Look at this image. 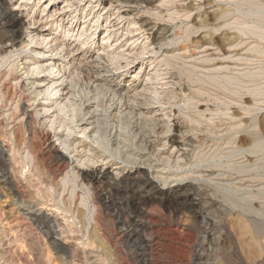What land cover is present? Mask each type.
<instances>
[{
	"label": "bare ground",
	"instance_id": "bare-ground-1",
	"mask_svg": "<svg viewBox=\"0 0 264 264\" xmlns=\"http://www.w3.org/2000/svg\"><path fill=\"white\" fill-rule=\"evenodd\" d=\"M159 1L158 3L159 4L161 3L162 6H164L169 2V0L168 1L159 0ZM184 1L187 2V0H180L179 2L180 3L182 2V6L174 7L172 8L174 9V11L172 10L173 11V12L171 11L172 13L169 12L170 16L168 19L171 20V22L176 20L175 16H182V19L184 18L185 20H188L191 18L193 11L201 10L204 6V4H202L203 6L202 5L197 6L193 4L191 8L183 7L184 4H186V3L183 4ZM213 1L212 3H214ZM239 1L240 3H238ZM254 1L257 0H252L249 3L246 0L236 1L238 6H240L239 4L244 3V6H246L245 4H247L246 7L248 9L251 7L253 8L256 7V8L254 9L251 8L246 12H244L243 10L242 12L244 14L242 13L241 17L239 11H238L239 17H237L236 13L233 11L235 13V17H237L238 19H235V17L231 18L230 21L232 20L234 21V23L231 25L225 23L224 18L226 17L229 18L230 17L229 15H231L232 12L222 11L220 13H216L213 17V21L215 22L221 19H222L221 22H223L224 20V23L222 24L219 22H217L218 24H215L217 26L219 25L218 27L216 26L214 28L212 24L209 26L202 22H201L202 24L199 23L201 24L200 26L199 25L197 26L198 22L196 20L197 23L194 24L195 22L194 21L192 26L190 27H189L190 24L184 25L183 23L182 25H184V28L180 30L181 33H179L180 31L178 32V34L176 33L177 40L175 41L179 42L180 40H182V43L180 44L181 45L184 44L183 46H180L179 52L181 53L182 51L185 52L186 54V52H188L190 48L194 47L195 45V43H193L194 41H192V43L190 42L191 35L193 34L197 35L199 29L200 30L203 28L208 29L209 27H212L210 32L211 39L212 36H214L216 33L221 32L220 30L222 28L223 29L230 28L232 30L235 29L236 30L235 33L238 32L236 35L234 34L236 36L237 42L240 39V37L242 38V40L243 37L246 38L248 37L250 40L254 39L255 42H252V44L250 45L251 47L250 46L248 47L252 48L249 50L250 54L251 52H253L254 54L257 55V58H259L256 59L257 61L253 63L252 67L254 66L256 67L258 64L259 66L256 68H252L251 70L248 71L249 73H247V69L251 66L248 65L249 66L248 67L246 64V67L248 68L243 71L241 76L239 74L240 77L238 76L237 73H236L237 75L234 74L235 76L231 75L234 77L231 76L229 77L230 74L227 76L224 75V73H222L223 70L228 69L226 66H221V67L217 66L218 68L217 69L216 65H214V67L216 68L215 70H218L220 72L222 71L221 72L222 74L220 73L221 75H218L216 72L217 76L215 75L211 77V74H209L210 73L209 72L208 74L210 75V77H208V75L206 76L203 75L204 76L203 78L201 73H199L200 75L198 74V76L200 77L194 76L195 74L193 72L194 71L193 68L195 67V65H193L194 66V67L192 66L193 71H191L190 69H189L190 72L188 71L190 73V76L189 77L187 76L188 77L187 80L188 82L189 80L190 82H192V84L189 85H193L192 88H194L195 86L194 84L198 82L199 84L201 83L202 85L203 84L208 85L207 88H209V85H211L212 87L210 88H213L211 90V93L212 91H216L218 93V96L217 95L215 97L211 96L214 99V102L215 101L220 102L221 99L225 97L226 100H223L224 101L223 105H225L226 107L224 106L225 109L224 107L220 108L222 105L219 106L220 105L219 104L218 105L219 110H212L209 108L210 107L209 105L207 104L205 105V103L207 102L209 103L210 101H205L202 99L203 97L200 96L196 97L195 94L193 96H191L192 95L191 94L190 97L188 96L186 98L184 97L185 100L182 103V105H180V101L178 103H175L174 106L178 107V110H176V112L173 111L174 109L170 111V113L175 112V114L172 113L170 114L173 115L172 116L173 118L170 115L165 114L168 116L167 118L168 120L167 121L165 120L164 123L165 122L166 123L165 125L163 124L164 126H162L163 128L166 127L164 128L165 131L163 133L162 130L161 133H158L160 135L161 134L169 135L168 139H166L169 143L167 141L166 142L168 144H171L173 148L177 147V149H179L178 147L182 146L180 140L183 139L178 137V135L176 134L172 135L173 132H178L185 123L195 124V126L198 127L205 124L206 125L205 128H208L209 130L205 129V131L203 132L204 133L208 132L210 136L215 137L214 139L218 138V142L216 141V144L212 145L215 147L216 146L219 147L216 149L217 150V152H215L216 154L218 153V149L222 148L223 146L233 150L232 148H229L230 145V147H236L237 151L235 150L236 152H234L235 153L234 158H237L238 161H243L244 163L250 162L251 166H253L256 163L255 160L258 159L257 161L258 163H260L261 159L259 158L263 157L260 155V153L262 154L264 152V117L262 118V116L264 115H262L261 118H258V116H254V115L256 114L255 112H257L258 114L264 110L263 107L264 87H262L264 86V82H263L264 66L260 67V64H264L262 63L263 61L261 62L260 60V56L261 58L264 59V46H263L264 45V0H261L263 3L260 4ZM145 2L147 8H150V6L154 7L153 4L155 2L152 3L151 0H145ZM171 3L173 4L175 2H170V4ZM180 3H177L176 5ZM212 3L209 4L207 3L206 5L211 6L210 4ZM102 5L103 3L100 6ZM112 5L113 3L109 4L110 10L113 7ZM194 5L197 6L198 8H196ZM244 6L242 5V7ZM107 7L105 4L103 10L106 11ZM242 7H240L241 10ZM237 8L239 9V7ZM121 9H122L121 7L120 8L115 7L114 9V11L118 13V17L120 19L125 17V16L120 17ZM220 9L223 10L222 7ZM154 11L155 9L153 10L151 9V12ZM156 11L158 12L157 9ZM108 13H110V11ZM100 15L101 13H99V15L97 16L98 20L93 23V26L90 29L83 28L79 37L75 38V41L80 42L83 47L86 45L90 46L92 43H94L95 41L94 34H96L99 30L97 25L99 23ZM232 15L234 14L232 13ZM251 16L254 17L256 21L254 20V23L253 21H251V25H248V23L245 22L246 21L245 19L251 18ZM242 17L244 18L245 21L239 20L240 18L243 19ZM130 23L132 25H137V23H135L134 20L133 22ZM20 25H21V21L19 20L18 16L15 15L13 11H11L10 8L8 7V0H0V85L3 84L2 88H0V109H4L5 107H8L9 104H11L9 110L11 112L10 115L4 116L3 113L5 112L0 114V116H4V118L6 117L5 121H3L4 119L0 120V226L3 227V228L1 227L2 229L0 230L3 233L2 234L0 233V235L2 236V238L8 239L9 233L10 236L12 231L16 233L14 234L15 236L12 235L13 238L10 239L9 244L10 245L11 243H13V245L18 244L19 248L21 247L22 249L28 250L26 252L25 251L22 252L23 254H20L21 257L36 256L38 260H41V262L44 263L46 261L47 264H51L53 257H55L56 255L57 258L56 257L55 258L59 259V261L62 262L63 264H168L170 262V259L172 260V258L175 259L178 258L183 262H185L188 260L187 257L190 254L191 257V261L189 260L190 262L194 261V264H202L203 262L202 263L200 262L203 261L205 257H207V259L208 257L210 258V255L212 254L210 252L206 253L207 245H209L208 247H211L214 244L212 240L213 239L212 234L217 230H221L224 232L223 235L224 239L222 238L223 242L221 244L223 249L221 253L218 254H221V256L220 255L219 256L220 258L221 257L223 258V261L224 258L226 259L228 256H230L234 258L233 260L236 262V264H260L261 253H260V243H258V239L262 234H264V225L263 222L261 221L264 220V213L262 214L263 211H260V205H261L260 200H264V191H263L264 189L262 191H260V189L258 191L254 190L255 192L254 191L251 192V195L250 193H248L250 196H247V194H243V196L246 195V197H242L240 196L241 194H239V197L237 198V196L236 195L234 196L233 194L235 193L233 188H223L219 185L216 186L214 184L213 190L211 191V195L213 196L214 199H211L212 196L210 197V193L207 191L209 194L207 203L210 204L211 207H214L217 203H219L216 202V200H221L220 205L225 207L224 210L225 213L221 212L223 213V215H225L222 220L223 222L221 221L220 222L221 224L216 225V223L214 224L212 221H208V219L206 218L207 217L205 216L206 213L204 214L203 207L201 206L203 202H200L201 204L197 202V198L200 197L199 187L196 186L194 183H186V184L178 185L177 187L173 189L170 188L167 192H164L162 189H159L153 181L149 179L148 173L146 171L140 170L138 168L136 169L135 173H131V172L126 173L128 167L119 168V170H117L116 174L114 175V173L112 174L109 171L104 170L105 165L102 166L103 167L102 169L98 168L99 169L98 170L96 168L95 169L88 168L89 170L87 171L81 170L80 167L78 168L73 167L72 166L73 163L71 164V160L66 158V156H64V154L60 152V150L58 149V147H56L53 141L54 137L52 138L51 130L54 129L55 126L60 130L65 129V131L66 130L70 131L71 127H73L72 125L75 124L77 126L81 125V129H79L80 131L76 132L78 134V138L76 140L78 143L77 142L76 143L79 145L85 144V148L87 149L88 153L85 152L87 156L85 155L86 160L83 159L84 160L83 163H88L90 165L91 164L97 165V163L99 164V162L105 163L103 162L101 154L103 152L105 153L107 152V149H105L104 151L100 150L101 144L99 145V140L95 138V135H97L98 132H95V135H90L92 132H94L92 130L90 131V129L95 122L92 124H86L87 119L85 118V116H82L83 114L82 107L84 106V104L83 106L82 105L80 106L78 103H75V101H72L68 97V94H70V92L66 96L62 94V92L64 91L63 85L65 79L71 78L72 83H75L76 85L78 84V81L81 78L80 75H82L81 74L82 72H79V69L82 68L81 61H79V63L77 62V64L75 59L72 61L71 65H74L75 68L73 69L76 70H73L71 67H69L70 63L65 64V62H63L61 66H57V63L49 64V65L45 63L46 64L45 65L44 62L47 61L49 62V60L51 59L46 61L40 60L42 57H45L46 53L33 50L31 47L32 46L40 47L45 45V48L47 49L48 45L53 42L50 43L48 42V38H43L41 36L37 38L29 36V41L22 42L23 39H21ZM135 30L139 31L140 29L138 28ZM113 33H114L113 30L107 29L104 34L103 43L106 41L107 42L109 41L110 43L111 38L113 37ZM226 36L231 37V35L230 36L226 35ZM53 40L54 42L56 41L57 43L58 38ZM206 40H210V39H206ZM225 40H229V39H225ZM246 40L248 41V39ZM118 42L119 41L116 40L113 43L118 45ZM131 42L135 44L136 42H138V40L136 41L132 40ZM224 42L226 43L229 41H224ZM240 42L243 43V41ZM260 42H262L263 45L262 44L260 45ZM196 43L199 42L196 41ZM207 44H205L206 47ZM224 44L222 43L223 46ZM210 45L216 48L215 44L211 43ZM234 45L236 46V44ZM234 45H233V49L237 47V46L235 47ZM242 45L243 44H241V47ZM218 46L220 48L223 47L221 46V44L220 45L218 44ZM218 46L216 52L221 53L222 49H220ZM225 46L227 47V45ZM228 46L229 48H232L231 42ZM260 46H263L262 47L263 49L262 48L260 49ZM61 47H63V45L60 43L59 45L56 44L54 48L52 47L53 49H51V52L49 51L50 53H52L51 56L54 55L53 54L54 52L55 53L57 51L59 52V49ZM223 48L228 49L225 47ZM194 49H192L191 52ZM248 49H246L245 52L248 53L249 52L247 51ZM90 52L91 50L87 51V53ZM23 54H25L24 58L22 59L25 60V63L23 65H27V68H24L25 75L27 77L29 76L33 77L36 75L37 76L45 75V76H41V78L39 77L40 79H37V81L30 83V85L32 86L31 89H33V92L31 93L30 91H27L28 85H25L22 79L17 75L18 73L16 67L18 64H15L16 59L14 58L16 57L18 60L21 58ZM67 54L70 55L72 54V52L69 51ZM108 54H109L108 59H110V62L113 65L118 62L120 63L119 59H122L123 57L122 55H119L120 53L116 56H114L113 53L111 54L108 53ZM56 55H54V57ZM66 55L61 56V58L65 60L69 56ZM32 56L36 58V62L34 63V66L32 65L33 67L32 66L30 67L28 64V60H31ZM176 56L174 55L172 58H167L163 60L166 62L167 65L172 66L171 59L178 58ZM226 57L227 56L223 58L221 56L222 60L229 58ZM93 58L94 57L91 54L90 60ZM98 58H101V60H105L100 55L98 56ZM179 58L183 59V56H180ZM12 59L14 61H11ZM123 59L125 58L123 57ZM204 59L205 58L200 59V62L202 61L201 63L203 66L205 65V63L203 62ZM212 59L214 60L215 58L211 57L209 59L211 60L210 62L216 63L217 60L212 61ZM241 59L244 60V58ZM248 59L249 62L251 63L252 61L250 56L249 58H245V60ZM206 60L208 62V59ZM238 60L240 59L238 58ZM243 60H240V62H242ZM180 61L182 60L180 59ZM196 61L198 62L199 60ZM90 62H94V61H90ZM175 65L177 64L176 63L173 64L174 67ZM121 68L122 67L119 68L118 66H116L115 69L118 70ZM198 68H194V69L199 70ZM205 68L207 67L205 66ZM205 68L203 69V71L205 70ZM210 68L209 70L212 71V69ZM229 70L231 71V69ZM255 70L257 71L255 72ZM230 71L227 70L228 73ZM236 71L237 70H234V72ZM78 72L80 73V75ZM188 72L186 73V75L189 74ZM244 72H246V74H244ZM191 75L194 76L195 79H193ZM183 77L186 78L184 74ZM243 78L244 79L246 78L247 80H243ZM68 85L73 86V84L70 83L67 84V86ZM132 85L133 84H130L129 87H131ZM196 86L198 87V85ZM65 89L67 88L65 87ZM146 89L144 86V89H142V91L145 92ZM138 90L137 88L133 87L131 88L130 91H127L126 94L128 95L129 93L130 95L128 96V99H126V102L122 107V108L125 107L124 108L125 110L122 111V113L127 111L128 114L130 115L138 110L139 114L138 113L137 114L141 117L142 115H144L145 110L150 111V108L148 106L152 103L151 102L152 98L150 97V99H148L147 104L145 103V101H147L146 99L144 103L138 102L139 100L137 101V98L140 95V93L138 94ZM150 92L153 91L150 90ZM153 93L155 95V91ZM146 94L147 93H145V95ZM227 94L231 96H228ZM31 95L34 97H32ZM70 95L73 97L75 96L74 93H71ZM42 96L43 98L41 100L43 101V103L38 105L41 106L42 109L36 110L38 108H34L35 103ZM104 96L105 95L103 94V97ZM244 96H248V98L252 97L253 99L252 98L249 99L250 103H247L248 101L245 102L246 99L245 100L243 99ZM219 97L222 98L220 99ZM97 98H93V100H98L99 98L98 99ZM227 100H229L230 102L227 103L226 102ZM161 104L163 105V103ZM168 104L172 105V103L170 102ZM233 105H235L234 107L238 105L239 108L244 111L243 115L245 113V115L250 118H248L246 121L243 120V117L245 115L242 116V114H239L237 112H236L237 114L234 113L230 114L229 113L230 106ZM211 107L213 108L212 105ZM89 112L91 114V110ZM251 114H253V117H251L252 116ZM40 115L42 116L45 115L44 121L46 122L49 121L48 124L41 123L44 122L42 120L40 122L39 120ZM120 115L121 112L120 113L118 112L117 118H120L121 117ZM11 120H12V124H15L14 128H12V130L14 129L13 133L12 130L8 131V128L11 126V122H10ZM17 121L18 124H16ZM155 121L153 122L151 121L153 123L151 125L152 131L153 129L155 130L156 128V126H154L155 124H157L155 123ZM78 123L80 124L78 125ZM56 128L54 130H58ZM185 128L187 129V127ZM249 129L250 130L256 129V131L251 130L250 132ZM60 130L58 131V133L60 132ZM184 133H186V131L182 132L183 135H185ZM197 133L199 134V132ZM160 135H158V139ZM196 135H193V138L194 136L196 137ZM200 135H202L201 132ZM205 137L207 136L205 135ZM58 140H62V138ZM202 141H205V139ZM164 142L162 143V145L164 144ZM198 143L196 145H198ZM208 144H209L208 146H206L207 144L205 145L207 149L211 145L210 143ZM203 145L204 144H202L201 147ZM187 147L185 149H187ZM74 148L75 149L73 150V152L78 153L80 147L78 148L74 147ZM211 149L212 148H210V150ZM172 153L168 154L169 159L172 157ZM179 153L181 155L180 151ZM200 153L201 152H199V154ZM88 154H90V156ZM229 154L230 153H228V156ZM209 157L212 158L210 160L214 159L212 156ZM217 158L218 157L216 156L215 159ZM254 158L256 159L253 162L252 159ZM169 159H167L166 163L172 164L173 162L176 161V159L175 161L172 160L171 163ZM178 159L180 158L178 157ZM202 159L200 160L202 161ZM159 161H163V160L159 159ZM177 162L175 163L173 169L177 165ZM258 163H256L257 166H259ZM223 164L224 163L215 164L211 166L212 165L211 163L210 166H207L205 168H208L213 172L214 170H221L223 168ZM80 165L84 166L87 164L80 163ZM114 165H118V164H114ZM244 165L241 168H239L238 166V169L236 170L233 168L234 169L233 172L236 171L233 174L232 171H230L231 173L225 172L227 170H224V172L217 174L216 176L215 174L218 173V171H216V173L214 174L212 173L211 174L214 175L215 177H223L224 179H220V180H224V182H227V184L231 183L232 181L233 182L236 181L235 185H237V181H238L240 185L241 182L243 183L246 178H249L251 182L248 181L247 183L249 182L253 183L256 185L257 188H260L259 186L261 185L263 186L264 175H262V172L260 174L259 172L260 169L251 170V172L254 171L257 172L256 173L254 172V174L252 175L246 176V174L249 173V171H246V169L249 166L247 168H244ZM88 166L89 165H87V167ZM224 168L227 169V167ZM202 175L203 174L199 176V179L205 177ZM164 179L165 180H162L164 183L163 182L162 183L165 186L168 185L170 186V184L173 183L178 184L183 179V176H180V174L178 175V173L170 174L167 176V178ZM199 179H194V181H200L201 179L200 180ZM159 181L161 180L159 179ZM210 184L212 185V183ZM245 185L246 183L243 186L245 187ZM244 187L241 188V186H239L240 189H243ZM220 190L224 192L219 193ZM64 194L67 196V199L62 198ZM21 205L24 208H26L27 206L29 207L28 209L26 208V210H24ZM31 205H33V207ZM261 206H263V204ZM6 208L8 209L7 211ZM34 208H39V209L35 210ZM251 213H256V216L255 214H253L255 217H250L249 215ZM260 216L261 217L263 216L262 217L263 219H260ZM5 222H6L5 225L8 226V230L6 229L7 227L4 229L5 226H3V223ZM4 239L1 240L5 241ZM3 241H1L0 243H2ZM50 247L53 248V250H55L56 254L55 253L53 254V251L50 250ZM21 248L19 250H22ZM226 248H228V250H226ZM9 253L11 254V251ZM27 259H29V257ZM37 259L35 258V260ZM227 263L229 264V262ZM186 264H188V262H186Z\"/></svg>",
	"mask_w": 264,
	"mask_h": 264
},
{
	"label": "rangeland",
	"instance_id": "rangeland-1",
	"mask_svg": "<svg viewBox=\"0 0 264 264\" xmlns=\"http://www.w3.org/2000/svg\"><path fill=\"white\" fill-rule=\"evenodd\" d=\"M158 1L159 0H151L152 3L155 2L153 4L154 7L150 6V8H147L145 0H8V7L10 8L11 11H13V13L15 15L18 16L19 20L21 21L20 33H21V39H23L22 42L29 41V36H32L35 38L41 36L43 38H48V42H50V43L53 42V43L48 45L47 49L45 48V45L40 46V47L39 46L38 47H36V46L31 47L33 50H37V51H40L42 53H46L45 57H42L40 60L46 61V60L51 59V60H49V62L48 61L44 62V64L46 63L49 65V64L57 63V66H61L62 63L65 62V64L70 63L69 67H71L73 69L75 67H74V65H71L72 61L75 59L76 64H77V62L79 63V61H81L82 68L79 69V72H82L81 73L82 75H80V73L78 72L80 77H81L80 80L78 81V84L76 85L75 83H72L71 78L65 79L64 85H63L64 91L62 92V94H64V96H66L69 92H70V94L74 93L75 94L74 97L71 96L70 94H68V97L72 101H75V103H78L80 106L81 105L83 106V104H84V106L82 107L83 108L82 116H85V118L87 119L86 124H92L95 122L91 126V129H90V131L92 130L94 132H92L90 135H95V132H98L97 135H95V138H97L99 140V145L101 144L100 150L104 151L105 149H107V152L106 153L103 152L101 154L103 162H105V163L99 162V164L97 163V165L96 164L90 165L88 163H83V161H84L83 159L86 160L85 155L87 156L86 153H88V152H87V149L85 148V144L79 145V144H77L78 142L76 141L78 138V134L76 132L80 131L79 129H81V125L80 126H77L76 124L72 125L73 127H71L70 131L69 130L65 131V129L60 130L59 128H56V126H55L54 129L56 128L58 130H54V129L51 130L52 138L54 137L53 141H54L56 147H58V149L60 150V152L62 154H64V156H66V158L71 160V164L73 163L72 166L75 168L80 167L81 170L87 171V170H89L88 168H90V169H92V168L93 169H95V168L96 169H98V168L102 169L103 168L102 166L105 165L104 170H107L112 174L114 173V175L116 174V171L119 170V168H127L128 167L126 170V173L127 172L135 173L136 169L138 168L140 170L146 171L148 173L149 179L151 181H153L155 183V185L159 189H162L164 192H167L170 188L173 189V188L177 187L178 185H182V184H186V183H194L196 186L199 187L200 197L197 198V202H199V203L203 202L202 204L201 203L200 204L203 207L204 214L206 213L205 214V216H207L206 218L208 219V221H212L214 224L216 223V225H219V224H221L220 222L223 220V218L225 216V215H223V213H225V211H224L225 207L220 205L221 200H216V202H219V203H217L214 207H211V205L207 203V199L209 198L208 192L210 193V197H211L212 196L211 191L213 190L214 184L216 186L219 185L223 188H233V190L235 191V193H233V194H234V196L236 195L237 198L239 197V194H241L240 196H242V197H246V195L243 196V194H247V196H250L251 192H253L254 190L258 191L260 189V191H262L264 189L263 188L264 184H263V186L262 185L259 186L260 188H257L255 184L250 183L251 180L249 178H246L249 180L245 179L243 183L241 182L242 185L241 184L239 185L238 181H237V185H235L236 181L235 182L232 181L231 182L232 184L231 183L227 184V182H224V180H220V179H224L223 177H215V176L217 174L224 172V170H227L225 172H229V173H231L230 171H232V174H233L236 172V171L233 172L234 169L235 170L238 169V166H239V168H241V167H243L244 164H245L244 168H247L248 166H249L248 168H250V169H248V168L246 169V171H249V173H247L246 176L252 175V174H254V172L256 173L257 171L251 172V170H256V169H260V171H259L260 174L262 172V175H264V173H263L264 172V166H263L264 165V155H263L264 152L262 154L260 153V155L263 156V157L259 158V159H261L260 163H258V161H257L258 159L257 160H255L256 158L252 159L253 162L255 160V162L259 164V166H257V164L255 163L253 165L254 167L251 166L250 162L244 163L243 161H238L237 158H234L235 157L234 152H236L237 150H236V147H230V145H229V148H232L233 150L228 149L227 147L223 146L222 148L218 149V153H217L218 155H217L215 152H217L216 149L219 147H217V146L215 147L212 145L216 144V141L218 142V138L214 139L215 137L210 136L208 134V132L207 133L205 132L206 134L203 132V131H205V129L209 130L208 128H205L206 127L205 124L198 127V126H195V124H186L184 122L185 124L182 126L183 128L181 127L178 132H173L172 135L176 134V135H178V137L183 138L180 140L182 146L178 147L179 149H177V147L173 148L171 144H168L169 142L166 139H168L169 135H166V134L160 135L158 133H161L162 130H163V133L165 131L164 128H166V127H164V128L162 127L166 123V122L164 123V121L168 120L167 119L168 116L165 114H168V115H170L171 113L175 114L176 110H178V107H175L174 104L178 103L180 101V105H182L185 98L187 96L190 97L191 94H192L191 96H193L195 94L196 97L200 96V97H203L202 98L203 100L212 102V103H210V102L205 103L204 102L205 105L206 104L209 105L210 106L209 108L212 110H219L218 107L221 105L222 106L220 108L225 106V105H223L224 104L223 100H226L225 97L223 99H221L222 97H219L221 99L220 102H216V101H215L216 103L214 102V99L212 97H215L216 95L218 96V93L216 91H212V93H211V90L213 89V88H210V87H212L211 85H209V88H207L208 85H204V84H203L204 85V87H203V85L201 83L199 84V82L194 84L195 85L194 88H192L193 85H189V84H192V82H190V80H189V82L187 80V78L190 76V73H189L190 70L191 71L194 70L193 71L195 74L194 76H197V77H200V76H198L199 73H201L202 76L208 75V77H210L209 74H211V77H212L215 75L217 76V74L221 75L222 73H224V75H227V76L230 74L229 75V77H230L231 75H234V74L235 75L238 74V76L240 74V76H241L243 71L246 70L249 66H251V67H249L247 69V73H249L248 71L251 70L252 68H256L259 66V64H258L256 67L255 66L252 67L253 63L255 61H257L256 59H259V58H257V55L254 54L253 52H251V54H253V55H251L250 51H249L250 49H252V48H250L251 47L250 45L252 44V42H255L254 39L250 40L248 37L247 38L243 37V40H242V38L240 37L241 40L240 39L239 40L243 41V43H241L239 40L237 42L235 35L238 32L235 33V31H236L235 29L232 30L230 28H227V29L222 28L220 30L221 32L216 33L214 36H212L213 40L211 39V36H210V34H211L210 32H211L212 27H209L208 29L203 28L204 30L199 29L198 30L199 32L197 31L198 32L197 35H194V34H193L194 36L191 35L190 42L192 43V41H194L193 43H195V45H194V47H191L190 50L188 52H186V54H185V52H182V51H181V53L179 52L180 46H183L184 44H182V45L180 44V43H182V40H180L179 42L175 41V40H177L176 33L178 34V32L182 28H184V25H186V24H190L189 27L192 26L194 21H195L194 24H196L198 22L197 26L198 25L200 26L202 23H205L206 25H209V26L212 24V26L215 28L217 26L215 24H218L217 22H219L221 24L224 23V20H223V22H221L222 19L218 20L217 22L213 21L214 15L216 13H220L222 11H231L234 14V15H232V13H231V15H229L230 16L229 18H227V17L224 18L225 23L231 25L234 23V21L233 20L230 21V20H231V18L235 17V13H236V16L239 17V15H238V11H239L240 17H241L243 10H244V12H246V11L250 10L251 8L254 9L256 7H254V8L251 7L248 9L246 7L247 4H245L246 6H244V3L243 4L241 3L244 7H242L241 4H239L240 6H238L237 2H236L238 0H236V1L235 0H220V1L219 0H214V1L212 0L214 3H212L211 0H201V1H199V0H196V1L187 0V2H185V1L183 2V4L186 3V4H184L183 7H190L191 8L193 4H195L197 6L204 4V6L202 5L203 8L201 10L193 11L191 18L188 20H185L184 18H183L184 19L183 20L182 16H175L176 20L171 22V20L168 19L170 16L169 12H171L172 10L174 11V9H172L174 7H177V6L181 7L182 2L180 3L179 2L180 0H172V1L169 0V2L167 4L162 6L161 3L160 4L158 3ZM205 1H207V2H205ZM246 1L249 3L252 0H246ZM170 2H175V3L177 2L180 4H178V5H176L177 3L176 4L175 3L170 4ZM254 2H258L259 4L263 3L261 0H257ZM102 3H103V5L100 6ZM108 3L109 4L113 3V5H112L113 7L111 10L109 9ZM207 3L208 4L212 3V4H210L211 6H208V5H206ZM238 3H240V1ZM105 4H106V7L108 6L106 8V11L103 10ZM197 6H195V7L198 8ZM236 6L239 7V9ZM115 7L116 8H120V7L122 8L121 12H120V15H121L120 17L125 16L124 18L120 19L118 17V13L116 11H114ZM164 7H166V8H164ZM221 7L223 10L220 9ZM240 7H242V10ZM151 9L152 10L155 9V11L151 12ZM156 9L158 10V12L156 11ZM109 11H110V13H108ZM167 11H168V13H167ZM99 13H101L100 18H99V23L97 25L99 30L96 34H94L95 41L90 46L86 45L83 47L80 42L75 41V38L79 37L83 28H85V29L89 28L90 29L93 26V23L98 20L97 16L99 15ZM153 14H154V16H153ZM182 15H184V14H182ZM211 17H212V19H211ZM237 17H235V19H238ZM200 18H202V19H200ZM107 19H108V21H107ZM133 20L135 21V23H137V25H132L130 23V22H133ZM196 20H197V22H196ZM203 20H204V22H203ZM239 20L243 21L244 18L243 19L240 18ZM245 20L244 21L246 23H248V25H251V21H253V23H254L255 19H254V17L251 16V18H246ZM183 23H184V25H182ZM199 23H201V24H199ZM138 28L140 30L136 31L135 29H138ZM107 29L114 31L113 37L111 38L110 43H109V41L108 42L106 41L103 43L104 34H105ZM232 32H233V34H232ZM179 33H181V31ZM226 35H228V36L231 35V37H227ZM64 36H66V37H64ZM57 38H58V40L56 43V41L54 42L53 39H57ZM206 39H210V40H206ZM225 39H229V40H225ZM246 39H248V41ZM116 40L119 41L118 45L113 43ZM132 40H134V41L138 40V42L133 44V42H131ZM211 40H212V42H211ZM222 40H223V42H222ZM196 41L199 43H196ZM224 41H229V42L225 43ZM221 42L223 44L225 43L224 46L222 45ZM230 42H231L232 48H229V46H228L230 44ZM236 42L239 44L240 43L243 44L244 48L246 45L245 50L243 48V45L241 47V44L239 46V44H237ZM247 42L249 45L247 44ZM59 43L63 45V47H61L63 49L60 48L61 50L59 49V52L57 51L58 53L54 52L53 53L54 55L57 54L55 57H54V55L51 56L52 55V53H50L51 49H53L56 46V44L59 45ZM207 43L215 44L216 48H214V46L212 47L210 44H207ZM205 44H207V47L205 46ZM218 44L219 45L221 44V46L228 48L229 50L224 49L223 47L220 48L218 46ZM234 44H236L237 47ZM261 44L263 45L262 42H260V45ZM225 45H227V47ZM233 45L236 48L233 49ZM208 46H211V47H208ZM217 46L220 49H222L221 53L216 52ZM238 46H239V48H238ZM248 46H250V47H248ZM263 46H260V49ZM192 49H194L193 50L194 52L193 51L191 52ZM196 49H199V50H196ZM246 49H248L247 50V51H249L248 53L245 52ZM8 50H10V49H8ZM88 50H91V52L87 53ZM69 51L72 52V54H70V55L67 54ZM229 52H231V53H229ZM108 53H110V54L113 53L114 56H116L120 53L119 55H122L125 59H123V57H122V59H119L120 63L118 62V63H115L113 65L110 62V59H108L109 58ZM182 53L185 55H183ZM66 54L69 55L68 58H66L65 60L62 59L61 56L66 55ZM91 54L94 58L90 60ZM99 55L101 57H103L105 60H101V58H98ZM174 55L175 56L177 55L176 57H178V58L180 56H183V59L182 58L171 59V61H172L171 65L172 66L175 63L177 64V65H175V67L167 65L163 59L172 58ZM220 55L223 58H225V56H227L226 58L229 57L230 59L228 58V59L222 60ZM228 55H230V56H228ZM24 56H25V54H23L21 56V58L18 60L16 57L14 58V59H16L15 64H18L16 67L17 73H18L17 75L22 79V81L24 82L25 85H28L27 91H30V93H31V92H33V89H31L32 86L30 85V83L37 81V79H40L41 76H45V75H41V76L36 75L33 77L32 76L27 77L25 75V69H24V68H27V65H23L25 63V60H22L24 58ZM187 56H188V59H187ZM218 56H219V58H218ZM249 56L251 57V61H252L251 63L249 62V59L245 60V58H249ZM211 57L215 58L214 60L212 59V61L217 60L216 63L210 62L211 60H209V59ZM253 57H254V59H253ZM203 58H205L203 60V62L205 63L204 66L201 63L202 61L200 62V59H203ZM238 58L240 60H243L241 58H244L245 61L243 60L244 62L242 61L243 62L242 63V62H240V60H238ZM180 59L182 61H180ZM206 59H208V62ZM196 60H199V61L197 62ZM260 60H261V62L263 61L262 63H264V59L261 58V56H260ZM11 61H14V60L12 59ZM90 61H94V62H90ZM35 62H36V58L34 56H32L31 60H28V64L30 67L32 65L34 66ZM186 63H188V64H186ZM76 64H75V66H76ZM118 64H120V65H118ZM210 64H211V66H210ZM246 64H247V66L248 65L249 66L246 67ZM193 65H195V67ZM214 65H216V68H217V66L218 67L219 66L220 67L226 66L228 68L227 70L230 71L229 69H231V71L228 73L227 70L225 69L226 71L223 70V72L221 71L222 72L221 73L220 71L215 70L216 68L214 67ZM116 66H118L119 68L120 67H122V68L116 70L115 69ZM177 66H178V69H177ZM192 66L194 68H198L200 66L201 68L199 67L198 68L199 70L193 68V70H192ZM205 66L207 68H205ZM262 66H264V64H260V67H262ZM204 68H205V70L203 71ZM209 68L212 69V71H210ZM200 69H202V70H200ZM73 70H76V69H73ZM234 70H237L238 72L237 71L234 72ZM184 71H185V73H184ZM186 71L187 72L189 71L188 72L189 74L186 75V73H187ZM205 71H206V73H205ZM256 71L257 70H255V72ZM193 72H192V74H193ZM196 72H198V73H196ZM202 72H204L205 74ZM212 72H214V73H212ZM216 72H217V74H216ZM183 74L186 78L183 77ZM244 74H246V72H244ZM194 76H192L193 79H195ZM202 76H201V78H202ZM234 76H231V77H234ZM238 76H236V77H238ZM203 78H204V76H203ZM243 80H247V79L243 78ZM208 81H209V79H208ZM69 83L73 84V86H70V85L67 86V84H69ZM130 84H133V85L131 87H129ZM2 85L3 84L0 85L1 86L0 88H2ZM196 85H198V87ZM252 85H250V86H252ZM144 86H145V89L147 88L145 92L142 91V89H144ZM243 86H244V84H243ZM65 87L67 89H65ZM133 87L137 88V90L138 89L141 90V91L138 90V94L140 93V95H139L140 97L138 96V98H137V101L139 100L138 102L144 103V101L146 99L147 101H145V103L147 104L148 99H150V97L153 100V101L151 100L152 106H151V104L148 106L150 108V111L145 110L146 112L144 111V115H142L141 117L138 115L139 114L138 110L135 111L134 113L130 114V115L128 114L127 111L122 113V111L125 110L124 109L125 107L124 108H122V107L125 104L126 99H128V96L130 95L129 93H128V95L126 93H127V91H130L131 88H133ZM262 87H264V86H262ZM198 88H199V90H198ZM37 90H40V89H37ZM150 90H152L153 92L155 91V95L153 92H150ZM214 90H216V89H214ZM78 92L80 93V95ZM156 92H157V94H156ZM213 92H215V93H213ZM145 93H147V94L145 95ZM76 94H77V96H76ZM103 94L105 95L104 97H103ZM141 94L144 96H142ZM227 95L231 96L229 94H227ZM97 96L99 99L97 98ZM141 96H142V98H141ZM32 97H34V96H32ZM122 97H123V99H122ZM42 98H43V96L40 97L39 100L35 103L34 108H38L36 110L42 109L41 106H38L39 104L43 103V101L41 100ZM93 98H97L98 100H93ZM170 98H171V100H170ZM210 98H212V99H210ZM234 98H236V97H234ZM251 98H248V96H244L243 99L244 100L246 99L245 102L248 101L247 103H250L249 99H251ZM211 100H213V101H211ZM157 101L159 102V104L163 103V105L162 104L159 105ZM169 102L172 103V105L168 104ZM226 102L229 103L230 101L227 100ZM149 103H150V101H149ZM211 105L213 106V108L211 107ZM36 106H38V107H36ZM170 106H171V108L173 106V108L171 109ZM234 106L235 105L230 106V110H231V111L229 110L230 114L239 113V114H242V116L245 115V113L243 115L244 111L241 110L238 105H236V107H234ZM10 107H11V104H9V106L5 107L4 109H0V114L5 112L7 114L3 113L4 116L10 115L11 114V112L9 111ZM225 107H224V109H225ZM263 107H264V105H263ZM90 110H91V114L89 112ZM171 110H173L175 112L170 113ZM238 110H241V111H238ZM263 111H261L258 114H257V112H255L256 114L254 116H258V118H261V116L264 115ZM118 112L119 113L121 112L120 118H117ZM149 115H150V117H149ZM251 115L250 116L253 117V114H251ZM4 116H0L2 118V119L0 118V120L4 119L3 121H5L6 117L4 118ZM151 116H152V119L154 118L153 120L151 119ZM170 116L172 117L173 115H170ZM263 117L264 116H262V118ZM44 118H45V115H43V116L40 115L39 116L40 122H41V120L44 121L45 120ZM172 118H171V120H172ZM176 118H177V116H176ZM248 118H250V117L245 115L243 117V120L247 121ZM150 120L152 122L155 120L157 121V122L155 121V123H157V124L154 125V126H156V128H155V130L153 129V131H155V132L152 131L151 125L153 123ZM171 120H169V121H171ZM10 122H11V126L8 128V131L12 130V128H14V125H15V124H12V120ZM48 122L49 121H47V122L44 121L41 123L48 124ZM16 124H18V121ZM79 124L80 123H78V125ZM157 125H159V126H157ZM185 127H187V129ZM191 127H193V128H191ZM59 130H60V132L58 133ZM188 130H190L191 132ZM251 130H253V129H251ZM251 130L249 129L250 132H251ZM13 131H14V129L12 130V133H13ZM185 131H186V133H184L185 135H183L182 132H185ZM253 131H256V129H254ZM197 132H199V134ZM200 132L202 135H200ZM64 135L68 138H66ZM158 135H160L159 139H158ZM191 135H192V137H191ZM193 135H196V137L194 136V138H193ZM205 135L208 138L205 137ZM242 135H244V134H242ZM60 137L62 138V140H58V139H61ZM202 137H205V138H202ZM210 137H212V138H210ZM185 138L187 140H189V139L190 140L187 141ZM204 139H205V141H202ZM207 139L210 141H208ZM164 141L165 142L167 141L168 143L167 142L166 143L168 145ZM195 141H198L199 143L195 142ZM64 142H65V144H64ZM66 142H67V144H66ZM163 142H164V144H163L164 146L162 145ZM200 142H203V143H200ZM187 143H189V144H187ZM197 143H198V145H196ZM208 143H210L211 145L207 149L206 146L209 145ZM202 144H204V145L201 147ZM187 145H188V147H187ZM69 146H71V147H69ZM74 147H76V148L80 147V150L78 151V153L73 152V150L75 149ZM186 147H187V149H185ZM213 147H215V148H213ZM82 148H84L86 150H84ZM210 148H212V149L210 150ZM178 150L181 152V155H180ZM230 151H232V152H230ZM172 152H174V153H172ZM199 152H201L200 153L201 155L199 154ZM171 153H172V157H171L172 159L171 158L169 159L168 154H171ZM214 153L218 157L217 159H215L216 156ZM219 153L220 154L222 153L221 154L222 156ZM225 153H227V154H225ZM228 153H230L232 156L229 154V156H230L229 157ZM195 154H197V155H195ZM88 155L90 156V154H88ZM81 156H82V158H81ZM177 156L181 160L178 159ZM202 156H203V159H202ZM209 156H212L214 159L210 160L212 158ZM207 157L209 158V160ZM199 158L202 159V161ZM159 159H162L163 161H159ZM167 159H169V161H171V163H172V160L175 161V159H176V161L173 162L172 163L173 165H172L170 163H166ZM164 160H165V162H164ZM134 161L136 162V164ZM177 161H179V162H177ZM233 161H235L236 163ZM107 162H109V163H107ZM176 162H177V165L173 169ZM220 162L224 163V164L226 163L225 165L223 164V168L221 170H214L212 172V170L205 168L207 166H210L211 163H212L211 166H213L215 164H221ZM240 162L243 164H241ZM80 163L87 164L89 166L88 167H87V165L83 166V165H80ZM178 163H179V165H178ZM114 164H118V165H114ZM224 167H227V169ZM257 167H259V168H257ZM216 171H218V173H216ZM177 173H178V175L180 174V176H183L182 180H184V181L181 180L178 184L173 183V184H170V186L169 185L165 186L163 184L164 182L162 180H165L164 178H167V176L170 174H177ZM211 173L212 174L216 173V174L214 176ZM201 174H203L202 176H205V177H203L204 179L200 178L201 179L200 180L199 176H201ZM158 177L161 181H159ZM213 177H214V179H213ZM194 179H199L200 181H194ZM206 179H207V181H206ZM209 179H211V180H209ZM248 181H250V182L247 183ZM210 183H212V185ZM245 183L247 186L245 185V187H244L243 185ZM230 184H231V186H230ZM227 185H229V186H227ZM209 186H211V187H209ZM239 186H241V188L242 187H244V188L240 189ZM251 186H253V187H251ZM202 187H203V189H202ZM236 191H237V194H236ZM222 192H224V191L220 190L219 193H222ZM248 193H250V195ZM65 194H67V193H65ZM65 194L62 196V198L67 199V196ZM201 194H202V196H201ZM211 199H214L213 196ZM4 200H2V201H4ZM260 204L261 205L263 204V206L260 205V211H263L262 212V214H263L264 213V200H260ZM31 206L33 207V205H31ZM17 207H18V205H17ZM28 207L29 206H27L26 208L28 209ZM26 208L23 207L24 210H26ZM34 209L37 210L39 208H34ZM7 210L8 209L6 208V211ZM221 212H223V213H221ZM251 214L252 215L255 214V216H256V213H251ZM251 214L249 215L250 217H255L254 215L252 216ZM221 216H223V217H221ZM262 217L260 216V219H263ZM261 221L263 222V225H264V220H261ZM5 224H6V222L3 223V226H5L4 229L7 227L6 229L8 230V226ZM1 227L2 226H0V230L3 228V227L2 228ZM0 233L2 234L3 232L0 231ZM12 233H11V236L9 233L8 239L7 238L4 239L0 235L1 239L5 240V241H3L0 239L1 241H3L2 242L3 244L0 243V264H47L46 261L44 263V262H41V260H38L36 256H31V257L28 256L29 259H27L28 257H21L20 254H23L22 252H24V251L26 252L28 250L22 249L21 247L20 248L22 250H19L20 248L18 247L19 246L18 244H14L15 246L13 245V243H11V245L9 244L10 239L13 238L12 235L15 236L14 234H16L13 231H12ZM223 235H224V232L221 230H217L212 234L213 239L212 238L211 239L213 240V243L214 244L216 242L217 243L215 245L213 244V246H211V244H210V246L212 248L208 247L209 245H207V247H206L207 248L206 253H209V252L212 253L210 255L211 259L209 257H208V259H207V257H205L203 259V261H201L200 263L203 262L202 264H204V263L205 264H228L227 262H229V264H231L233 262L232 264H236V262L233 260L234 258L228 256L226 259L224 258V261H223V258L222 257H221L222 259L220 258L221 254H218V253H221V251L223 249L221 246L223 239H224ZM263 235L264 234H262L260 236V238L258 239V243H260V253H261L260 254V264H264V248H263L264 247V236ZM6 244L9 246H7ZM9 249H11V250H9ZM12 249H13V251H12ZM50 250L53 251V254L54 253L56 254V252H55V250H53V248L50 247ZM212 250H213V252H212ZM226 250H228V248H226ZM10 251H11V254L9 253ZM15 251H16V253H15ZM17 255H19V256H17ZM15 257H17V258H15ZM55 257L57 258V255ZM55 257H53L51 264L53 262L55 264H63L62 262L59 261V259H56ZM35 258L37 260H35ZM187 258H188V260L187 261L184 260L185 262H183L182 260H180L178 258H176V259L172 258V260L170 259V262L168 264H173V263L174 264H186V262H188V264L189 263L194 264V261L190 262L191 261L190 254L188 255Z\"/></svg>",
	"mask_w": 264,
	"mask_h": 264
}]
</instances>
